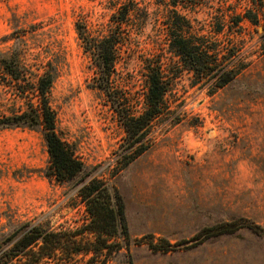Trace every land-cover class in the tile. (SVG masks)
Returning a JSON list of instances; mask_svg holds the SVG:
<instances>
[{
	"label": "rangeland",
	"instance_id": "1",
	"mask_svg": "<svg viewBox=\"0 0 264 264\" xmlns=\"http://www.w3.org/2000/svg\"><path fill=\"white\" fill-rule=\"evenodd\" d=\"M135 1L133 20L118 28L125 43L113 86L130 97L137 113L146 91L145 58L159 54L170 62L173 56L163 26L164 6L156 0ZM129 2L0 0V50L9 52L20 36L31 82L49 64L57 67L49 100L59 135L124 197L129 252L124 248L108 264H264V14L259 26L244 20L242 27L227 29L244 58L239 77L208 94L183 71L168 96L173 113L155 124L150 148L117 173L125 132L95 86V65L84 51L76 22L95 36L104 35L111 16ZM248 6L247 0H239L232 8L242 12ZM212 10L188 15L208 33ZM6 80L0 75V114L26 109L29 98L36 100ZM48 157L41 128L0 130V238L20 224L73 229L89 219L77 184L46 175ZM241 217L261 225L263 234L243 227L198 243L192 240L203 227ZM43 264L62 263L55 258Z\"/></svg>",
	"mask_w": 264,
	"mask_h": 264
},
{
	"label": "trees",
	"instance_id": "2",
	"mask_svg": "<svg viewBox=\"0 0 264 264\" xmlns=\"http://www.w3.org/2000/svg\"><path fill=\"white\" fill-rule=\"evenodd\" d=\"M237 1L156 0L166 9L163 26L173 59L166 62L159 54L145 58L146 91L142 108L137 113L132 109L130 97L113 86V74L125 43L118 28L133 20L138 11L137 1L131 0L119 6L104 35L95 36L83 24L76 22L84 51L95 65V86L106 95L125 132L117 158L121 165L117 173L150 148L155 124L163 116L173 113L168 96L175 79L183 71L190 73L192 85L206 87L208 94L225 88L239 77L245 68L242 65L244 58L231 34L226 32L229 27L233 29V24L242 27L244 20L255 26L261 25L264 0H247L249 6L242 12L232 8ZM205 8L215 9L208 11L211 22L208 33H204L203 28H196L188 15ZM260 49L264 54V25ZM0 73L7 83L18 86L21 94L31 93L30 96L36 99L29 98L26 109L0 114V130L41 128L49 156L46 175L62 184L75 182L77 195L89 214L84 225L73 229H54L30 223L15 226L0 238V264H43L45 260L55 258H60L62 264H108L124 248L129 252L126 205L120 189L101 178L95 172L96 167L87 164L57 131L56 112L49 100L57 67L49 64L31 82L22 62L20 36H16L9 52L0 50ZM28 81L31 86H27ZM243 227L263 234L261 225L241 217L203 227L192 240L198 243L235 233ZM170 247L168 243L165 249Z\"/></svg>",
	"mask_w": 264,
	"mask_h": 264
},
{
	"label": "water",
	"instance_id": "3",
	"mask_svg": "<svg viewBox=\"0 0 264 264\" xmlns=\"http://www.w3.org/2000/svg\"><path fill=\"white\" fill-rule=\"evenodd\" d=\"M262 29V27H260V30Z\"/></svg>",
	"mask_w": 264,
	"mask_h": 264
}]
</instances>
